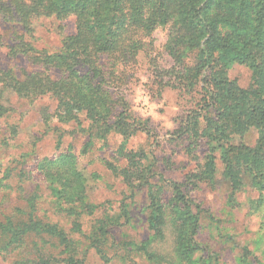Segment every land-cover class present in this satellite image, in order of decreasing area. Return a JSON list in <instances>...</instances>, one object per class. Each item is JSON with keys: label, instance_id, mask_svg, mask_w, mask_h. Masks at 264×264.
Here are the masks:
<instances>
[{"label": "trees", "instance_id": "16d2710c", "mask_svg": "<svg viewBox=\"0 0 264 264\" xmlns=\"http://www.w3.org/2000/svg\"><path fill=\"white\" fill-rule=\"evenodd\" d=\"M0 14L16 20L27 33L37 18L75 17L76 32L66 36L52 53L35 51L18 36L19 45L10 48L12 54L22 53L42 69L33 73L22 70L18 75L0 68V84L20 97L56 98L59 119L77 121L84 112L87 130H94L100 138L110 131L125 139L137 132L152 135L153 131L149 118L134 115L124 97H114L104 87L110 78L98 63L99 55L115 52L129 31L170 25L166 44L174 59V66L167 70L170 85L189 94L198 86L200 96L178 132L186 136L191 158L202 162L197 161L196 170L183 181H175L152 168L151 161L146 163L150 155L130 153L127 166L118 173L129 187L146 188V221L151 232L138 248L141 245L156 263L223 264L217 252L205 251L200 243L203 210L188 194L201 184H215L217 156L230 187L227 205H238L236 196L244 187L255 190L258 197L250 207L260 214L264 227V0H0ZM134 38L130 45L138 47V38ZM189 52L194 54L192 65L183 60ZM233 64L250 70L247 86L229 78ZM56 68L61 74L53 78L50 70ZM6 110L0 104V115ZM250 128L257 131L253 145L234 142L235 136L242 139ZM201 144L205 147L202 155ZM40 166L41 172L45 166L60 172L59 187L51 182L52 202L57 212L73 217V229L79 231L77 220L83 213H92L94 206L84 200L82 187L71 184L68 175H80L73 159H45ZM38 198L36 191L25 195V207L0 220V251H14L26 264H87L78 240L36 214ZM115 223L113 217L104 215L88 236V247L105 260L110 227ZM166 232L172 235L170 251H149L148 245L163 241ZM31 253L36 256L29 259ZM251 255L249 246H242L236 264H254Z\"/></svg>", "mask_w": 264, "mask_h": 264}, {"label": "rangeland", "instance_id": "374dc122", "mask_svg": "<svg viewBox=\"0 0 264 264\" xmlns=\"http://www.w3.org/2000/svg\"><path fill=\"white\" fill-rule=\"evenodd\" d=\"M135 29L129 31L119 48L110 54L99 55L98 63L105 69L109 84H104L114 97L120 95L130 104L134 115L149 118L152 135L137 132L125 139L120 133L110 131L100 138L88 128L84 112L74 121L56 117L58 101L47 95L27 98L4 89L0 84V104L8 109L0 115V220L15 214L26 205L25 195L36 191L39 195L36 214L44 220L56 223L70 237L79 241V250L86 253L87 264H169L156 263L138 248L150 235L147 227V191L141 186L129 187L118 173L127 166L130 153L143 151L149 156L146 163L162 173L165 178L183 181L196 170L195 160L187 152L186 136L180 134L182 120L199 99L198 86L189 94L170 85L167 70L174 66L166 44L171 34L170 25L157 26L152 31ZM76 32L75 17L65 19L40 17L33 21L32 31L27 33L16 20L4 19L0 14V68L33 73L41 70L25 55H13L10 49L19 45L22 36L35 51L52 53L58 50L63 39ZM136 36L139 46H131ZM134 39V40H133ZM133 40V41H132ZM194 54L184 57L187 65L193 64ZM53 78L60 71L51 69ZM228 76L245 87L251 72L242 64H233ZM44 108L47 109L44 111ZM49 114L45 115L44 112ZM57 113V112H56ZM257 131L250 128L242 140L253 145ZM205 147L201 144L199 154ZM70 156L81 175H68L71 184L83 188L84 200L93 205L92 213H83L77 220L79 231L73 229V217L57 212L51 194V182L59 187L60 172L47 166L40 171L43 160H55ZM148 161H151L148 163ZM216 182L188 191L203 210L202 227L198 239L205 251L211 249L219 254L223 264H236L242 246H249L254 264L264 263V227L260 214L250 205L258 193L244 187L236 199L238 205H227L229 184L222 177V164L217 156ZM74 181V182H73ZM137 183V182H136ZM127 209L124 215L123 210ZM109 215L117 220L110 227L106 247V259L95 249L88 247V236L96 220ZM172 235L166 232L163 241L150 243L148 250L168 253ZM36 255L31 253L29 259ZM14 251H0V264H26Z\"/></svg>", "mask_w": 264, "mask_h": 264}]
</instances>
